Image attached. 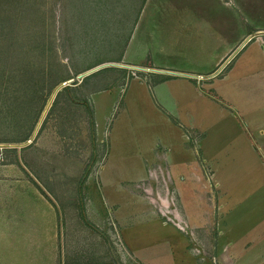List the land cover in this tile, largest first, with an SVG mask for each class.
Returning a JSON list of instances; mask_svg holds the SVG:
<instances>
[{"label": "rangeland", "instance_id": "1", "mask_svg": "<svg viewBox=\"0 0 264 264\" xmlns=\"http://www.w3.org/2000/svg\"><path fill=\"white\" fill-rule=\"evenodd\" d=\"M140 3L0 0V172L19 168L34 194L50 200L59 225L52 250L30 255L29 264H227L217 248L227 237L218 235L226 209L219 211L218 191L231 205L225 222L246 214L256 198L264 177V134L256 129L264 126V91L254 77L263 75L264 30L224 69L172 79L184 88L176 99L182 120L193 123L186 138L193 151L183 170H171L167 159L153 158L155 148L181 158V128L160 117L140 82L150 70L110 64L122 63ZM258 11L261 22L264 0ZM8 174L1 177L12 187L20 178ZM256 228L247 220L234 231L248 230L244 239ZM10 250L0 253V264L25 263L8 257Z\"/></svg>", "mask_w": 264, "mask_h": 264}, {"label": "crops", "instance_id": "2", "mask_svg": "<svg viewBox=\"0 0 264 264\" xmlns=\"http://www.w3.org/2000/svg\"><path fill=\"white\" fill-rule=\"evenodd\" d=\"M258 13V0H141L118 61L126 64L125 67L139 66L154 69L147 74L149 80L140 82L146 85L151 100L160 110V117L165 122L175 121L181 128L179 134V139L183 143L181 158L176 160L170 157V151L166 146L165 149L155 148L153 158L167 159V163H171V170L174 165H179L178 170H183L182 167L188 162L186 152L189 149L193 151L186 142L188 135L193 138V123L182 120L176 99V90L183 91L184 88L182 85L179 88L175 87L171 83L172 79L179 76L192 80L195 75L206 77L210 71H220L245 43L252 38L257 41V35L264 30V20L261 22L257 20ZM148 61L150 62L147 63ZM262 72L263 75L258 74L254 78L257 82L260 81L264 91V69ZM94 89L92 94L102 91L99 87ZM120 93L111 100L110 109L112 103L120 97ZM98 96L96 95V99ZM106 98L108 96L105 100ZM108 111L105 113L106 117ZM188 117L190 120V115ZM256 129L258 136L261 137L264 134V126L257 124ZM196 140L200 144L198 137ZM259 142L258 152L264 154V138ZM168 146L171 147L170 144ZM135 156L141 158L139 154ZM12 167L3 169L12 171L7 173L10 177L17 175L20 178L13 181L12 187L5 178L1 177L7 174L4 171L0 172V253H7V249L11 248L8 257L18 254L25 260V263L19 264H29L35 260L31 259L30 255L52 250L51 246L55 244L59 225L55 223L54 215L49 216L50 200L42 195H35L33 184L26 180V176L22 177L19 168L15 171ZM255 186L253 190L259 188L255 193L256 198L246 206L250 207L245 211L246 214L237 215L235 222L232 220L225 222L230 209L225 210L231 205L228 204L226 196L218 191L219 211H222V207L226 208L218 220V235L224 234L227 237L217 248L227 264H264V177L262 175L259 186L257 183ZM3 193L6 197L5 201L2 198ZM199 215L200 213L193 214L195 218H199ZM202 217L200 220L204 222L205 219ZM247 220L250 225L255 224L257 228L255 232H250L242 239V231L246 234L248 230L235 232L234 227L236 223ZM205 236L203 237L210 244L209 235ZM238 239H240L239 243H237ZM251 245L254 246L251 256L247 259L244 257V261L241 254ZM22 255L25 257L23 258Z\"/></svg>", "mask_w": 264, "mask_h": 264}, {"label": "water", "instance_id": "3", "mask_svg": "<svg viewBox=\"0 0 264 264\" xmlns=\"http://www.w3.org/2000/svg\"><path fill=\"white\" fill-rule=\"evenodd\" d=\"M250 36V35H249ZM247 38H249V37H247ZM245 40H247V39H245ZM244 40V41H245ZM243 41V42H244ZM106 63H104V64H100V65H97V66H95V67H93V68H90V69H87V70H85V71H82V72H79L76 76L77 77H81V76H84V75H87L89 72H91V71H93V70H97L98 68H100L101 66H104ZM110 64H114V65H126V64H124V63H119V62H112V63H110ZM133 67H135V68H144V69H147V70H154L153 68H150V67H139V66H133ZM69 80H71V79H67V80H63L59 85L60 86H63L64 84H66ZM48 102H49V99H48ZM47 102V103H48ZM31 140V138H28L27 139V141L26 142H29Z\"/></svg>", "mask_w": 264, "mask_h": 264}]
</instances>
